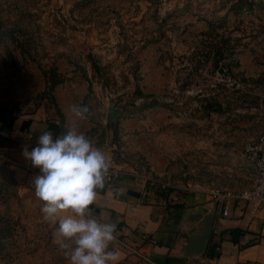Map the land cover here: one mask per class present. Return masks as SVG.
<instances>
[{
	"label": "crops",
	"instance_id": "crops-1",
	"mask_svg": "<svg viewBox=\"0 0 264 264\" xmlns=\"http://www.w3.org/2000/svg\"><path fill=\"white\" fill-rule=\"evenodd\" d=\"M80 8L83 29L47 48L46 65L31 49L0 54V162L14 181L31 180L39 169L21 155L36 146L26 133L83 132L119 171L89 209L117 225L113 264H264V208L251 215L235 202L225 218L214 203L201 257L175 254L184 210L210 202L214 187L252 185L242 147L264 129V102L255 99L264 85L255 62L264 54V0H89ZM106 93L120 109L113 124ZM74 104L88 107L86 119L70 112ZM152 178L168 191L156 192ZM234 228L241 232L231 240Z\"/></svg>",
	"mask_w": 264,
	"mask_h": 264
},
{
	"label": "clouds",
	"instance_id": "clouds-1",
	"mask_svg": "<svg viewBox=\"0 0 264 264\" xmlns=\"http://www.w3.org/2000/svg\"><path fill=\"white\" fill-rule=\"evenodd\" d=\"M70 112L86 119L88 107L70 106ZM21 155L32 168L39 169L30 181L35 197L41 202L43 218L58 226L53 243L68 258L69 264H113L118 257L110 250L117 239L116 223L102 222L90 206L103 188L109 162L94 140L75 130L53 137L45 131L29 150Z\"/></svg>",
	"mask_w": 264,
	"mask_h": 264
},
{
	"label": "rangeland",
	"instance_id": "rangeland-1",
	"mask_svg": "<svg viewBox=\"0 0 264 264\" xmlns=\"http://www.w3.org/2000/svg\"><path fill=\"white\" fill-rule=\"evenodd\" d=\"M88 1L0 0V54L8 57L11 49L21 45L23 49L37 51L39 64L46 65L41 56L47 48L63 44L62 35L66 30L83 29L79 18L84 12L80 7ZM255 59L256 65H264V54H257ZM255 99L264 102V85ZM30 181H14L11 170L0 162V216L18 222L17 245L3 249L0 264H69L68 258L53 243L58 222L54 224L43 218L42 204L35 197ZM118 246L117 237L110 244V250Z\"/></svg>",
	"mask_w": 264,
	"mask_h": 264
},
{
	"label": "built area",
	"instance_id": "built-area-1",
	"mask_svg": "<svg viewBox=\"0 0 264 264\" xmlns=\"http://www.w3.org/2000/svg\"><path fill=\"white\" fill-rule=\"evenodd\" d=\"M248 13V10L243 11ZM217 76V75H216ZM219 76H217L218 78ZM219 79V78H218ZM220 82V80H218ZM225 84L237 88L239 83L233 79H226ZM42 134L26 133L25 140L36 145L38 137ZM242 157L244 168L252 173V185L244 190H227L221 188H212L207 195L211 201L221 207L220 215L222 218L228 216V210L225 207L227 202H235L244 205L253 215L260 208H264V129L253 140L247 141L242 147ZM119 171L109 169L105 179L110 184L114 177H117ZM152 188L158 193H165L170 188L167 183L152 178L147 180ZM216 233V231H213Z\"/></svg>",
	"mask_w": 264,
	"mask_h": 264
},
{
	"label": "water",
	"instance_id": "water-1",
	"mask_svg": "<svg viewBox=\"0 0 264 264\" xmlns=\"http://www.w3.org/2000/svg\"><path fill=\"white\" fill-rule=\"evenodd\" d=\"M221 74V70L218 71ZM105 122L115 123L120 109L114 107L111 97L105 94ZM215 215L213 201L190 207L183 211L181 227L177 230L175 254L179 259L192 260L201 257L207 248Z\"/></svg>",
	"mask_w": 264,
	"mask_h": 264
},
{
	"label": "trees",
	"instance_id": "trees-1",
	"mask_svg": "<svg viewBox=\"0 0 264 264\" xmlns=\"http://www.w3.org/2000/svg\"><path fill=\"white\" fill-rule=\"evenodd\" d=\"M19 49L21 48V45L18 46ZM176 208H182V206H176ZM18 222L16 220H11L10 218H3L0 216V254L5 249V247H10V249L15 248L17 245V236H16V226ZM241 231L234 228L231 231H229L230 239L232 240V237L238 236Z\"/></svg>",
	"mask_w": 264,
	"mask_h": 264
}]
</instances>
